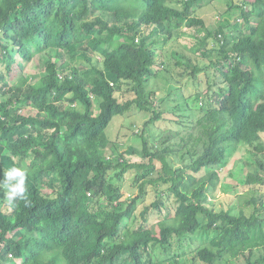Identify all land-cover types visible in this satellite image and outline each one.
<instances>
[{
  "label": "trees",
  "instance_id": "16d2710c",
  "mask_svg": "<svg viewBox=\"0 0 264 264\" xmlns=\"http://www.w3.org/2000/svg\"><path fill=\"white\" fill-rule=\"evenodd\" d=\"M212 1L0 0L5 70L22 68L19 58L36 59L44 67L34 82L25 76L27 84L8 93L0 87V173L26 168L31 200L30 207L22 201L15 208L0 207V264H115L121 256L129 264H180L177 258L160 261L149 253L150 246L169 249L174 241L180 250L186 241L197 242L185 264H264V195L252 190L256 196L249 214L207 205L220 180L230 184L238 165L244 185L264 184L249 170L257 164L264 171V0L231 3L229 10L240 9L243 24L229 28L225 19L208 32L196 12ZM191 29L205 34L191 37L192 44L180 40L167 57L159 45ZM208 50L210 61L201 64L196 53L208 55ZM179 64L191 69L190 80L196 83L211 64L214 76L206 91L219 85L211 97L218 107L204 103L199 108L221 119L213 130L203 131L207 145L198 155L188 150L186 162L185 154L178 159V148L166 146L165 130L155 126L165 120L166 100L154 96L147 84L164 72L176 84H186ZM0 80L5 82L2 73ZM202 94L195 93V99ZM23 102L36 114H20ZM133 107L149 114L137 133L140 154L130 148L119 152L105 131L115 116ZM242 145L257 158L244 159L238 151ZM126 154H137L141 161H130ZM130 170L138 193L124 198ZM148 183L156 196L150 206L163 205V193L176 198L173 222L166 219L158 235L143 224L133 227ZM150 206L141 213L143 223Z\"/></svg>",
  "mask_w": 264,
  "mask_h": 264
},
{
  "label": "rangeland",
  "instance_id": "374dc122",
  "mask_svg": "<svg viewBox=\"0 0 264 264\" xmlns=\"http://www.w3.org/2000/svg\"><path fill=\"white\" fill-rule=\"evenodd\" d=\"M131 1V0H126ZM241 0H213L210 4L203 6L202 8L198 9L196 12L197 17L203 18L205 22V31L213 32L217 26L221 23H224V20L228 19L229 28L233 25L234 22H239L243 24V20L240 17V9H232L228 7L231 3H235ZM247 9H250L249 5ZM252 9V7H251ZM227 14V12H229ZM245 15L250 16L251 11H245ZM205 31L201 30V32H197L195 29H191L189 32H180V34L173 36L167 42L161 43L159 46H162L165 50L166 56H170V50L175 47L177 43L181 41L192 44L191 37H195L196 39H200L205 34ZM197 45H193L192 48L195 49ZM188 52V51H186ZM212 51L208 50V55H203L202 52L197 51L196 55L197 58L201 59V64L205 62L208 63L210 61V55ZM193 57H196L193 55ZM174 62V59L173 61ZM169 69H172L173 64H169ZM176 69L179 71L185 72L188 82L184 84V82H179L176 84L174 78L170 76V73L164 72L161 77H157V80L154 77L148 78L147 84L152 92H154V96H162L165 98L166 102H164L163 107L165 108V120L161 123L156 124L155 126L164 133L162 134V139L168 141L166 146H169L173 149H179L177 153L178 159L179 156L182 154L186 155L184 162L187 161L189 156L198 155L204 147L207 145V139L202 136L203 131L206 129L213 130L216 126V123L219 122L221 119L216 116V113H206L207 109H200L199 106L206 103V107L215 109L218 107L216 101H214L211 97H213L214 92L217 90L219 85H215L214 88L212 87L211 90L206 91L207 89V80L213 77V67L211 64H208V68L199 72L197 75V81L199 83L192 82L191 79V69L187 68L183 64H179L176 66ZM43 64L40 63L37 65L36 60H31L27 62V64L23 67L24 76L28 75H36V79L43 74ZM0 73L9 77L6 73L5 67L3 62L0 60ZM21 75L15 72V74L11 77L12 82L17 81ZM0 84H3L1 81ZM172 85V87H170ZM223 84H220L222 87ZM224 86V85H223ZM170 87V88H169ZM177 87H181L179 92L174 93ZM156 90V91H154ZM128 92V91H127ZM203 92L201 98L195 99V93ZM172 94V96L170 95ZM179 94V95H178ZM187 97L183 99L182 96ZM190 95V96H189ZM120 99L122 100V96L119 94ZM125 98H129L126 96ZM186 106V107H185ZM205 107V108H206ZM26 109V110H25ZM28 109H30L28 107ZM30 111L34 110H27V107L22 109L23 114H28ZM221 115V114H220ZM149 114L144 111H139L136 107H133L128 112H125L123 115L115 116L112 121L109 123L107 128L105 129L106 134L110 141L115 143V149L119 152H125L128 148L134 152H141L142 151V140L137 135L138 131L141 129L143 123L148 119ZM176 135H181V140ZM161 139V140H162ZM183 139V140H182ZM261 141L264 144V134L262 136ZM190 151L191 154L187 155V151ZM239 154L246 160L248 159H255L257 155L252 151L251 147L242 145L239 149ZM140 154V153H139ZM234 155V149H230L227 153L226 159H231ZM138 156V157H137ZM43 157H37L35 160H42ZM126 159L130 161L140 162L139 155L130 156L126 154ZM233 159V158H232ZM231 159V160H232ZM145 161V159H143ZM180 161V160H179ZM264 162V159L262 160ZM183 162V163H184ZM27 163H30L27 161ZM33 164V162L31 163ZM223 166V165H221ZM207 169V168H206ZM225 170V168H224ZM249 170L253 174H257L262 179H264V171L261 170V167H258L257 164H254L249 168ZM233 179L231 181L228 180L230 184H223V181L220 180V183L216 186L215 190L209 195L207 205L209 207H215L216 209H228L229 207H234L236 211L239 209L244 210L247 214L252 212L254 209V203H252V198L256 196L253 191H258L260 194L264 195V184H254L250 186L244 185L245 177L243 167L241 165L236 166L232 170ZM134 176V171L130 170L126 173V177L123 181V195L124 198L128 196V192L132 194L138 193V185H134L132 183V177ZM225 182V181H224ZM43 191L49 192L50 190L46 187H42ZM253 190V191H252ZM2 192V190H0ZM164 204L159 205L158 208L150 206L152 203H155L156 196L154 192V184L148 183L146 186L145 196L143 197L142 201L137 205L135 210L137 220L133 223V227H138L140 224H143L149 228H151L155 233L158 235L159 230L165 226V221L168 219V222H173V215H174V207L176 206V198L172 195V193H163ZM258 196V195H257ZM2 200H0V207L4 210L7 207L5 200L0 194ZM168 197V198H167ZM146 206H150L147 212V220L145 223L142 222V211L145 209ZM177 241L172 243L171 248H162L158 243L155 246H150L149 253L155 256L160 261H169L170 259L177 258L180 264H185V259L187 257L192 258V252L194 246L197 245L186 241L185 244L188 246H184L183 250L179 249L177 246ZM176 253L177 256H173ZM119 260V262H117ZM115 264H129L126 260L123 259V256L119 257L116 260Z\"/></svg>",
  "mask_w": 264,
  "mask_h": 264
},
{
  "label": "clouds",
  "instance_id": "9594fccd",
  "mask_svg": "<svg viewBox=\"0 0 264 264\" xmlns=\"http://www.w3.org/2000/svg\"><path fill=\"white\" fill-rule=\"evenodd\" d=\"M32 60H34V59H32ZM19 61L22 64V68H17V69H15L14 72H9L8 70H6V73L9 75V77L5 76V82L6 83L4 81L0 80V82L1 81L3 82V84H0V87L2 88V91H5L6 93H8V91L12 90L14 87L23 86V85L27 84V83L22 82V78L25 77L24 72H23V67L25 64H27V62H25L22 58H19ZM28 62H30V61H28ZM36 62H37V60H36ZM3 64H4V62H3ZM16 71L21 76L18 78L17 81L12 82L11 77L15 74ZM32 76H36V75H33V74L28 75V82H31V81L34 82V81L39 79V78L33 79ZM24 107L25 108L27 107V110H34L35 113L33 111L29 112L33 115H35L37 112V110L33 106H31L29 103L23 102L21 104L19 110H18L19 113L22 115H27V114H23L21 112L22 109H24ZM28 107L30 109H28ZM28 177H29L28 170L26 168L19 167V166H13V167L8 168L7 170L3 171L2 173H0V190H2V192H0V194H2V197L5 200V202L9 208H15L18 201H22L26 207L31 206L29 190L27 187ZM127 194L129 196V193H127ZM88 195H90V194L88 193ZM103 205H107L106 200H103ZM8 257H12V254L8 253ZM17 261L21 262V259L17 258Z\"/></svg>",
  "mask_w": 264,
  "mask_h": 264
}]
</instances>
